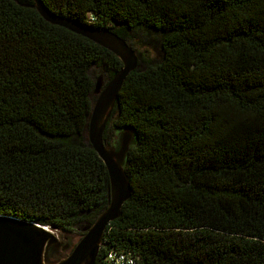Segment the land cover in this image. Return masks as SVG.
Wrapping results in <instances>:
<instances>
[{
    "label": "trees",
    "instance_id": "obj_1",
    "mask_svg": "<svg viewBox=\"0 0 264 264\" xmlns=\"http://www.w3.org/2000/svg\"><path fill=\"white\" fill-rule=\"evenodd\" d=\"M31 2L0 0V214L70 229L107 203L83 131L89 67L112 75L121 61ZM43 2L138 53L112 108V123L136 132L130 194L95 264L110 249L134 264H264V0ZM151 37L155 61L139 49Z\"/></svg>",
    "mask_w": 264,
    "mask_h": 264
},
{
    "label": "water",
    "instance_id": "obj_2",
    "mask_svg": "<svg viewBox=\"0 0 264 264\" xmlns=\"http://www.w3.org/2000/svg\"><path fill=\"white\" fill-rule=\"evenodd\" d=\"M30 5L49 22L90 38L111 50L121 61V66L104 84L101 73L95 77L89 93L90 111L83 129L85 139L107 170V203L92 221L84 224V231L74 243L68 229L0 214V264H95L103 230L107 222L119 214L123 201L130 194L131 186L124 167L127 150L136 141V132L128 125L113 123L115 134L109 143L102 133L125 76L137 65L138 53L109 28L59 14L43 0H32ZM114 117L115 112L110 120Z\"/></svg>",
    "mask_w": 264,
    "mask_h": 264
},
{
    "label": "rangeland",
    "instance_id": "obj_3",
    "mask_svg": "<svg viewBox=\"0 0 264 264\" xmlns=\"http://www.w3.org/2000/svg\"><path fill=\"white\" fill-rule=\"evenodd\" d=\"M153 38L154 37L149 38V41L144 46H142V45L139 46V49H140L141 55H144L147 58H150V60L155 61L160 56V50H159V45H158L157 40L153 39ZM89 72H90L91 76L93 77V79H95V77L101 73L103 76V83L102 84H104L106 82V80L111 76L108 74V71L106 70V68L97 62H94L90 65ZM112 116H114V113L111 110L110 116L106 122V124L108 126H110L111 129L109 131V134L104 136V138H106V141L108 143L110 142V140L113 138V136L115 134L114 133L115 132V128H114L115 125L110 120V117H112ZM106 124H105V126H106ZM88 222H90V221H81L78 224L73 225L70 229H68V235H70V239L72 240L73 243L77 240L78 236L84 231V228H83L84 224H86Z\"/></svg>",
    "mask_w": 264,
    "mask_h": 264
},
{
    "label": "built area",
    "instance_id": "obj_4",
    "mask_svg": "<svg viewBox=\"0 0 264 264\" xmlns=\"http://www.w3.org/2000/svg\"><path fill=\"white\" fill-rule=\"evenodd\" d=\"M103 260L106 264H134L135 258L130 251L110 249L105 253Z\"/></svg>",
    "mask_w": 264,
    "mask_h": 264
}]
</instances>
